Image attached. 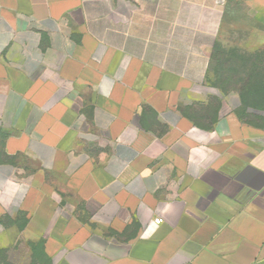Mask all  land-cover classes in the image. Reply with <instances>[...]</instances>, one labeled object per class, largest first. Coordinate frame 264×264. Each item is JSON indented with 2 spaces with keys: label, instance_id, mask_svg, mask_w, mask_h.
<instances>
[{
  "label": "crops",
  "instance_id": "crops-1",
  "mask_svg": "<svg viewBox=\"0 0 264 264\" xmlns=\"http://www.w3.org/2000/svg\"><path fill=\"white\" fill-rule=\"evenodd\" d=\"M224 3L0 0V249L264 264V118L206 83Z\"/></svg>",
  "mask_w": 264,
  "mask_h": 264
},
{
  "label": "rangeland",
  "instance_id": "rangeland-1",
  "mask_svg": "<svg viewBox=\"0 0 264 264\" xmlns=\"http://www.w3.org/2000/svg\"><path fill=\"white\" fill-rule=\"evenodd\" d=\"M224 22L214 45L207 85L237 96L246 118H264V0H225ZM3 253L8 264H49L39 246L18 235Z\"/></svg>",
  "mask_w": 264,
  "mask_h": 264
},
{
  "label": "built area",
  "instance_id": "built-area-1",
  "mask_svg": "<svg viewBox=\"0 0 264 264\" xmlns=\"http://www.w3.org/2000/svg\"><path fill=\"white\" fill-rule=\"evenodd\" d=\"M162 222H163V219H162L161 217H158V218H156V219L154 220V223H155L156 225H160Z\"/></svg>",
  "mask_w": 264,
  "mask_h": 264
},
{
  "label": "trees",
  "instance_id": "trees-1",
  "mask_svg": "<svg viewBox=\"0 0 264 264\" xmlns=\"http://www.w3.org/2000/svg\"><path fill=\"white\" fill-rule=\"evenodd\" d=\"M6 249H0V253H3ZM1 264H8L7 262L5 261H2Z\"/></svg>",
  "mask_w": 264,
  "mask_h": 264
}]
</instances>
